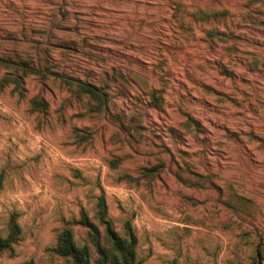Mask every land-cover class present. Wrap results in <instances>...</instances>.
I'll return each mask as SVG.
<instances>
[{
	"label": "rangeland",
	"instance_id": "rangeland-1",
	"mask_svg": "<svg viewBox=\"0 0 264 264\" xmlns=\"http://www.w3.org/2000/svg\"><path fill=\"white\" fill-rule=\"evenodd\" d=\"M12 49L60 75L0 89V264H66L101 197L144 264H264V0H0Z\"/></svg>",
	"mask_w": 264,
	"mask_h": 264
},
{
	"label": "trees",
	"instance_id": "trees-1",
	"mask_svg": "<svg viewBox=\"0 0 264 264\" xmlns=\"http://www.w3.org/2000/svg\"><path fill=\"white\" fill-rule=\"evenodd\" d=\"M23 30L21 33L10 31L3 38L12 42L17 40V37L29 40L27 31L24 28ZM30 32L34 33L35 30ZM216 33L213 31L212 35ZM38 40L40 43L44 42L43 39ZM45 40L52 42L50 37L45 38ZM12 50L13 54H8L9 56L0 55V71H3L0 78V89L13 85V91L24 95L26 91L25 80L29 75L36 74L45 77L47 72L60 75L58 72L37 65L33 58H25L22 52ZM62 78L66 79L65 76H62ZM77 89L78 92L92 97L103 105L105 94L97 84L81 81L77 85ZM30 102L32 110H44L47 107L44 98L38 95L34 96ZM80 137L84 139L87 136L80 134ZM98 207L99 222L92 220L84 211L79 219L72 222L86 230V243L79 244L75 239L72 227H65L59 233L56 245L50 249L51 252L65 260L66 264H92L93 261L96 264H144L143 260L137 256L138 238L131 225L127 224L124 235L120 234L106 218L107 208L103 197L99 199ZM7 226V235L0 236V252L12 251L15 244L21 239L22 231L16 213L10 216ZM93 251L96 252L95 260H93ZM22 264L35 263L33 260H28ZM252 264L258 263L254 262Z\"/></svg>",
	"mask_w": 264,
	"mask_h": 264
}]
</instances>
